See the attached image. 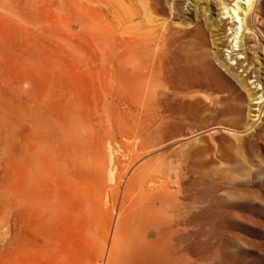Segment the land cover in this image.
Returning a JSON list of instances; mask_svg holds the SVG:
<instances>
[{"label":"rangeland","instance_id":"374dc122","mask_svg":"<svg viewBox=\"0 0 264 264\" xmlns=\"http://www.w3.org/2000/svg\"><path fill=\"white\" fill-rule=\"evenodd\" d=\"M228 2L0 0V264H136L146 210L145 264H264V0L231 56Z\"/></svg>","mask_w":264,"mask_h":264},{"label":"bare ground","instance_id":"6f19581e","mask_svg":"<svg viewBox=\"0 0 264 264\" xmlns=\"http://www.w3.org/2000/svg\"><path fill=\"white\" fill-rule=\"evenodd\" d=\"M227 2H228V0H227ZM224 7H227V17L232 21L231 22L232 27L230 29L231 33L229 34V40H228L229 43H228V46L226 47L224 54L231 56L237 52L236 49H237L238 40L242 34V28H243L242 23L243 22L241 23L242 20L240 18L241 17L240 14H242V16L253 15L255 13L254 11H256V10H254V8H253V0H229L228 3L224 4ZM203 68H204L203 72L206 75H207V73L211 72V70H212L210 64H208V63L204 64ZM194 70L195 71L197 70L198 72L201 71L200 68L194 69ZM210 79L213 80V84H215V85H219V83L223 84V79L220 78V76L217 72L215 73V75H213V77H210ZM226 81L229 84H231L233 86V88L236 87L234 82L231 80V78L230 79L226 78ZM219 88H221V87H219ZM255 91H259V90L256 88ZM258 93L259 92H255L256 95L254 96V98H256V99L255 100L253 99V100L256 102L255 103L256 106H261L264 104V102H263L264 97H258ZM239 111H241V110H239ZM156 199H158V198H156ZM149 209L150 208H148V210ZM157 210L158 209H156L155 212ZM144 213L148 214L149 212H147V210H146ZM145 214L143 215V218H142V216L138 217V214L133 213V218L135 221L132 220V221H134V222H132V228H134V230H136V231H138L140 229V231H142L143 233L146 234L145 237L138 239L139 243L142 246L143 252L138 254L136 259L133 260V262L136 264H145L148 256L151 258H154L155 260H158V259L162 260L163 258L167 257V253L169 252V249H168V243H169L168 240L169 239H168V234H167V228L169 229V227H168V225H166L165 221H163L164 220L163 217H161L163 220L158 217L159 220L161 219L160 221H158L157 220L158 218L156 215H154V214L149 215L148 214L147 215L149 218V220H148V218ZM152 215H154V217L156 219L155 218L153 219ZM149 216L151 217V220L152 219H153V221L157 220V222H155L151 226L150 225L144 226L146 224L145 223L146 220L151 222ZM142 224H143V226H138V225H142ZM152 227H155L156 229L158 228V230H156L154 236H152L153 234H151V228ZM150 235L152 237H154L153 240H148V237H150ZM225 261L226 260H222L221 264H224Z\"/></svg>","mask_w":264,"mask_h":264}]
</instances>
